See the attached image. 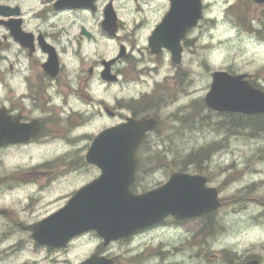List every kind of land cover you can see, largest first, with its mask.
<instances>
[{"label": "flooded vegetation", "instance_id": "af4514ba", "mask_svg": "<svg viewBox=\"0 0 264 264\" xmlns=\"http://www.w3.org/2000/svg\"><path fill=\"white\" fill-rule=\"evenodd\" d=\"M205 1L198 0L203 14L209 7ZM196 2L0 0V264H264V175L258 172H233L231 167L172 170L170 175L203 176L204 186L215 192L219 208L186 219L167 216L108 243L89 231L71 238L64 247H52L37 244L29 227L61 210L78 189L57 197L54 187L60 172L47 166L17 167L12 173L5 168L9 159L75 158L81 167L96 172L83 186L95 180L100 170L84 161L88 144L75 151L61 148L82 138L91 84H119L122 77L133 73V60L158 67L164 57L171 60L168 46L174 41L181 47L180 64L175 66L181 68L186 53L193 54L200 44L197 32L202 21L183 33L179 30L184 24L174 21L184 23L179 14L191 10ZM111 61L113 83L102 77L105 63ZM157 67L143 71L150 73ZM182 74L176 76L179 83ZM246 76L253 87L264 92L263 86ZM163 89V83L154 81L150 93L126 101L125 116L108 108L107 116L117 120L109 128L129 118L156 119V126L146 132L135 152L137 164L141 146L162 137L158 133L165 104ZM99 104L105 112L104 103ZM211 113L223 119L221 126H214L225 132L228 126L233 129L232 118L239 119L240 127L256 119L257 133L264 140V113ZM84 139L88 142L89 135ZM50 145H57L58 151L40 153V148ZM155 170L136 167L129 190L137 195L164 185L167 174L162 183L137 189L141 176ZM66 171L63 175L70 176V169ZM59 187H63L62 180ZM12 240L10 246H4Z\"/></svg>", "mask_w": 264, "mask_h": 264}, {"label": "rangeland", "instance_id": "374dc122", "mask_svg": "<svg viewBox=\"0 0 264 264\" xmlns=\"http://www.w3.org/2000/svg\"><path fill=\"white\" fill-rule=\"evenodd\" d=\"M205 5L209 7L197 32L200 44L193 49V54L186 53L182 67L173 65L168 57H164L158 67L152 62L136 63L133 60V73L126 79L122 77L119 84H91L88 111L83 114V121L85 117L88 119L85 128L82 122L80 129L82 138L71 145H62L63 151L83 149L90 143L84 139L85 135L92 138L117 121L101 110L99 102L125 116L128 114L126 101L150 93L154 81H159L164 85L165 97L158 133L162 137L157 142L144 143L138 160L140 169L157 170L141 176L138 190L162 183L172 170L231 167L233 172L249 174L255 171L264 175L261 134L251 128L235 130L228 126V132L215 128V124H223V119L214 117L203 104L214 71L247 74L252 82L264 87V8L252 0H206ZM147 67H157V70L144 72ZM178 73H183L180 83L176 77ZM97 108L100 109L98 115ZM56 148L57 145H50L39 151H58ZM40 165L60 172L54 187L57 197L71 194L96 175L93 169L81 167L75 158L52 155L9 159L5 168L12 173L17 167ZM67 169L71 171L70 176L63 175ZM59 180L63 181L60 190ZM14 241H8L4 246H10Z\"/></svg>", "mask_w": 264, "mask_h": 264}, {"label": "water", "instance_id": "95a60500", "mask_svg": "<svg viewBox=\"0 0 264 264\" xmlns=\"http://www.w3.org/2000/svg\"><path fill=\"white\" fill-rule=\"evenodd\" d=\"M264 4V0H255ZM176 18L178 13L173 11ZM183 33L202 19L198 0L184 14ZM160 29V28H159ZM172 62H180L178 41L168 46ZM113 62L105 63L102 77L114 82L110 73ZM244 75L232 76L226 72L212 73L210 90L204 103L210 110L220 113H264V92L254 89ZM106 113H110L105 109ZM156 125V119H128L126 123L100 132L92 141L85 160L100 169V176L81 188L66 206L46 220L30 227L33 239L40 245L63 247L74 236L96 231L106 242L126 237L138 229L161 221L171 215L178 219L190 218L219 207L215 192L205 188L201 176L174 173L168 182L145 194L129 191L134 180L136 161L134 153L146 132Z\"/></svg>", "mask_w": 264, "mask_h": 264}]
</instances>
